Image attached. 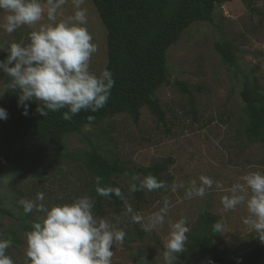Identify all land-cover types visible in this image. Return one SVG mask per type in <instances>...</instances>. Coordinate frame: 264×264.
Segmentation results:
<instances>
[{
    "label": "rangeland",
    "instance_id": "rangeland-1",
    "mask_svg": "<svg viewBox=\"0 0 264 264\" xmlns=\"http://www.w3.org/2000/svg\"><path fill=\"white\" fill-rule=\"evenodd\" d=\"M181 6L182 0H172V13H178ZM82 7L87 9L85 26L98 46L90 71L99 76L109 63L107 29L93 0H85ZM74 11L68 0L57 21L66 20ZM5 17L6 13L0 10V24ZM47 22L45 17L40 23ZM37 27L25 25L11 34L0 28V61L6 59L10 44H28L29 33ZM219 42L230 46L241 73L224 64L215 47ZM166 67L164 80L152 90L149 99L141 101L137 124L125 104L115 113L79 121V133L65 139L66 151L49 159L42 172L23 171L15 164L5 166L0 205L7 214H0V239L12 241L6 254L14 264H25L26 233L41 216L35 211L25 214L18 201L35 199L41 192L45 196L43 203L49 208L90 197L94 214L126 233L123 244L117 243L112 249V264H164L163 241L169 232L168 224L182 217L188 220L189 232L176 264H209L210 256L200 243L203 213L227 229L217 233L216 245L222 254L234 257L264 249L254 231L243 224L248 215L244 205L235 211L223 210L221 197L227 192L213 186L203 198L185 199L189 182H199L201 175L228 189L248 172H264V148L249 144L245 136L247 119L241 97L246 77L264 105V0H230L218 6L213 22H195L170 47ZM9 85L10 78L0 72V107L8 113L6 120H0V152L5 128L13 124L12 106L18 101ZM151 100H156L165 113L164 122L152 112ZM96 149L127 169L124 176L111 180L112 188H119L122 193L118 207L106 199L98 200L97 184L89 169L90 154ZM154 169H160L156 179L165 187L131 191V185L138 186L143 179L142 171ZM181 184L185 187H179ZM173 185L177 186L176 191L172 190ZM165 200L169 201L165 224L151 233L144 232L140 223L131 222L125 215L127 203L146 222Z\"/></svg>",
    "mask_w": 264,
    "mask_h": 264
},
{
    "label": "clouds",
    "instance_id": "clouds-1",
    "mask_svg": "<svg viewBox=\"0 0 264 264\" xmlns=\"http://www.w3.org/2000/svg\"><path fill=\"white\" fill-rule=\"evenodd\" d=\"M68 0H0V10L6 13L5 22L0 24L6 33L18 28L38 25L29 33V43H12L7 48L6 59L0 61V72L10 78V88L18 95V107L28 115L29 101L41 102L37 112L46 117L49 112H63L64 120H71L81 111L96 112L107 104L115 81L112 73L103 71L99 76L90 71V61L98 51L87 27L85 0H71L74 14L66 20L61 9ZM47 23H40L43 19ZM8 113L0 107V120H6ZM93 119V117H89ZM134 180L139 179L134 177ZM96 192L100 196L115 194L122 197L119 188L100 187L101 177H95ZM215 186V190L227 192L221 197L225 212L235 211L244 205L247 217L243 224L254 231L264 243V172L252 171L239 177V181L225 189L223 184L201 175L199 182L192 180L185 191V199L203 198ZM165 187L154 176H146L133 183L131 191H154ZM176 185L172 190L176 191ZM179 187H185L181 184ZM44 193H37L35 199L21 198L18 204L24 213H40L38 222L26 233L25 264H112L113 247L123 244L126 233L97 217L94 202L90 197L76 198L71 203L51 208L43 201ZM169 201L153 213L146 222L126 203L125 215L133 223H140L146 233H151L165 224ZM169 232L163 241L164 264H176L179 254L185 250L189 232L187 218L169 222ZM215 233H225V225L218 221L213 225ZM11 240L0 239V264H14L6 254ZM144 259V258H142ZM209 264H214L209 260ZM239 264V262H238Z\"/></svg>",
    "mask_w": 264,
    "mask_h": 264
},
{
    "label": "trees",
    "instance_id": "trees-1",
    "mask_svg": "<svg viewBox=\"0 0 264 264\" xmlns=\"http://www.w3.org/2000/svg\"><path fill=\"white\" fill-rule=\"evenodd\" d=\"M230 0H182L178 13H172V0H93L103 24L107 29L109 63L107 70L115 81L105 107L96 112L81 111L71 120L63 119V112H49L46 117L37 112L38 103L29 101L28 115L12 106L11 127H6L1 141L0 185L3 170L15 164L23 171L44 170V164L51 158L60 157L67 149L66 138L79 133L77 123L89 121L106 113H115L125 106L137 124L140 118L139 106L143 99H149L153 89L158 87L167 75L166 56L172 45L195 22H213L218 6ZM251 3L252 0H247ZM217 52L231 70L241 73L237 57L226 43L215 45ZM241 97L244 102L247 127L245 136L249 144L264 148V105L244 77ZM42 106V104H39ZM152 112L161 122L165 113L156 100L150 101ZM89 169L94 178L101 177L100 187H112L114 177H122L127 169L121 164L106 159L98 150L90 154ZM160 169L142 171V177H157ZM98 195V194H97ZM114 207L121 205L114 193L98 195ZM0 214L7 212L1 208ZM203 228L200 243L214 264H264V249L228 257L222 254L216 243L217 233L213 231L215 218L208 213L200 216Z\"/></svg>",
    "mask_w": 264,
    "mask_h": 264
}]
</instances>
